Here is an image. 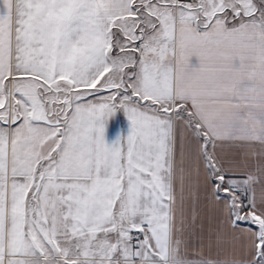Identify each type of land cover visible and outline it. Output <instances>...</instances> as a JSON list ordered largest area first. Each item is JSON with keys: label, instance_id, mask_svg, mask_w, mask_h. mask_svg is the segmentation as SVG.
Segmentation results:
<instances>
[{"label": "snow or ice", "instance_id": "snow-or-ice-1", "mask_svg": "<svg viewBox=\"0 0 264 264\" xmlns=\"http://www.w3.org/2000/svg\"><path fill=\"white\" fill-rule=\"evenodd\" d=\"M224 140L264 153V0H0V264H264V167ZM201 166L223 258L186 242Z\"/></svg>", "mask_w": 264, "mask_h": 264}, {"label": "crops", "instance_id": "crops-1", "mask_svg": "<svg viewBox=\"0 0 264 264\" xmlns=\"http://www.w3.org/2000/svg\"><path fill=\"white\" fill-rule=\"evenodd\" d=\"M191 67L197 66V61L192 58L190 61ZM130 123L123 112H116L109 118L105 125V142L111 146L118 138L126 136L129 132ZM190 141L195 138L190 137ZM216 153L219 160L223 162L226 169L235 170L236 175L251 173L254 176L260 177V169L264 167V153L261 152V147L256 142H241V141H217ZM194 167V166H193ZM201 175L199 178L198 200L194 207L199 215L198 227L192 233L191 237H186V242L192 249V255H195V250L204 247V251H209L206 245L211 239L213 241L211 247V255H219L221 258L228 255L235 243L236 248L246 244L243 239L233 241L232 235L227 226L222 228L223 214L217 202L213 200L212 189L206 185L201 166ZM231 174V173H230ZM195 179V177H193ZM259 195L262 187V182H257L253 185ZM222 239L217 244L215 242L216 229H221Z\"/></svg>", "mask_w": 264, "mask_h": 264}]
</instances>
